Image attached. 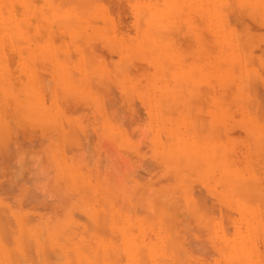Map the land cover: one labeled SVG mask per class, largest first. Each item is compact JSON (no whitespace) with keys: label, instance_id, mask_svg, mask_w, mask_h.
Instances as JSON below:
<instances>
[{"label":"rangeland","instance_id":"1","mask_svg":"<svg viewBox=\"0 0 264 264\" xmlns=\"http://www.w3.org/2000/svg\"><path fill=\"white\" fill-rule=\"evenodd\" d=\"M95 263L264 264V0H0V264Z\"/></svg>","mask_w":264,"mask_h":264},{"label":"bare ground","instance_id":"2","mask_svg":"<svg viewBox=\"0 0 264 264\" xmlns=\"http://www.w3.org/2000/svg\"><path fill=\"white\" fill-rule=\"evenodd\" d=\"M223 1H224V0H223ZM16 2H17V1H16ZM62 2H63V1H62ZM65 2H66V1H65ZM81 2H82V1H81ZM85 2H86V1H85ZM89 2H90V1H89ZM201 2H202V1H201ZM254 2H255V1H254ZM256 2H257V1H256ZM258 2H259V1H258ZM70 3H71V2H70ZM242 3H243V2H242ZM242 3H241V4H242ZM195 4H196V3H195ZM232 4H233V3H232ZM233 5H234V4H233ZM236 5H237V4H236ZM198 6H199V5H198ZM205 7H206V6H205ZM244 7H245V6H244ZM247 9H248V8H247ZM62 10H63V9H62ZM27 11H28V10H27ZM13 13H14V12H13ZM33 14H34V13H33ZM224 14H225V13H224ZM260 14H261V13H260ZM60 15H61V14H60ZM32 20H33V19H32ZM254 24H255V23H254ZM225 29H226V28H225ZM14 31H15V30H14ZM86 38H87V37H86ZM71 49H72V48H71ZM90 51H91V50H90ZM91 52H92V51H91ZM9 58H10V57H9ZM242 60H243V59H242ZM242 63H243V62H242ZM110 66H111V65H110ZM223 66H224V65H223ZM192 72H193V71H192ZM192 72H191V73H192ZM194 73H196V70L194 71ZM192 76H193V75H192ZM239 83H240V82H239ZM239 86H240V85H239ZM49 87H51V86H49ZM49 87H48V88H49ZM202 92H203V91H202ZM206 97H207V96H206ZM225 98H226V97H225ZM262 99H263V98H262ZM177 107H179V106L177 105ZM257 114H258V113H257ZM197 117H198V116H197ZM258 117H259V116H258ZM258 117H257V118H258ZM262 120H263V119H262ZM65 137H66V136H65ZM178 142H179V141H178ZM7 148H8V147H7ZM180 148H181V147H180ZM9 149H10V148H9ZM6 151H7V150H6ZM14 164H15V163H14ZM13 166H14V165H13ZM17 168H18V166H17ZM17 168H16V169H17ZM16 171H17V170H16ZM16 171H15V172H16ZM17 172H18V171H17ZM38 172H39V171H38ZM45 172H46V171H45ZM37 174H38V173H37ZM38 175H40V174H38ZM42 175H43V174H42ZM26 176H27V175H26ZM40 176H41V175H40ZM154 176H155V175H154ZM33 177H34V176H33ZM41 177H42V176H41ZM15 178H16V177H15ZM15 178H14V179H15ZM16 182H17V181H16ZM36 187H37V185H36ZM35 189H36V188H35ZM179 190H180V189H179ZM32 191H33V190H32ZM166 192H167V191H166ZM181 192H182V191H181ZM39 193H40V192H39ZM167 194H168V193H167ZM187 194H188V193H187ZM174 198H176V197H174ZM179 198H180V196H179ZM171 205H172V204H171ZM176 206L178 207V205H176ZM176 206H175V207H176ZM173 207H174V206H172V208H173ZM200 207H201V206H200ZM215 207H216V206H215ZM157 208H158V207H157ZM170 208H171V207H170ZM173 209H175V208H173ZM173 209H172V210H173ZM167 210H168V209H167ZM177 211H178V210H177ZM194 211H195V210H194ZM169 212H171V211L169 210ZM80 214H81V213H80ZM155 214H156V213H155ZM176 215H177V214H176ZM76 216H77V215H76ZM157 216H158V215H157ZM178 216H179V215H178ZM191 216H192V215H191ZM32 217H33V216H32ZM193 217H194V216H193ZM262 218H263V217H262ZM193 219H194V218H192V220H193ZM90 222H91V221H90ZM181 222H183V221H181ZM183 223H185V222H183ZM183 223H182V224H183ZM186 224H187V223H186ZM196 224H197V222H196ZM189 225H190V224H189ZM194 225H195V224H194ZM181 226H182V225H181ZM190 226H191V225H190ZM170 227H171V226H170ZM186 227H187V226H186ZM188 227H189V226H188ZM186 229H187V228H186ZM170 230H171V229H170ZM175 240H176V239H175ZM211 240H212V239H211ZM164 241H165V240H164ZM195 243H196V242H195ZM202 244H203V243H202ZM171 246H172V245H171ZM228 247H229V246H228ZM162 250H163V249H162ZM165 251H166V250H165ZM114 252H115V251H114ZM162 252H163V251H162ZM138 253H140V252H138ZM131 254H132V253H131ZM141 258H142V257H141ZM141 258H140V259H141ZM85 259H87V258H85ZM95 260H96V259H95ZM81 262H85V261H81ZM137 262H138V261H137ZM96 263H99L98 260H97ZM96 263H95V264H96ZM109 264H110V263H109Z\"/></svg>","mask_w":264,"mask_h":264}]
</instances>
